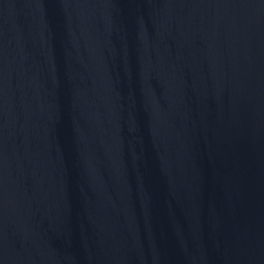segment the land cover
<instances>
[{
  "label": "water",
  "instance_id": "water-1",
  "mask_svg": "<svg viewBox=\"0 0 264 264\" xmlns=\"http://www.w3.org/2000/svg\"><path fill=\"white\" fill-rule=\"evenodd\" d=\"M0 264H264L42 0H0Z\"/></svg>",
  "mask_w": 264,
  "mask_h": 264
}]
</instances>
